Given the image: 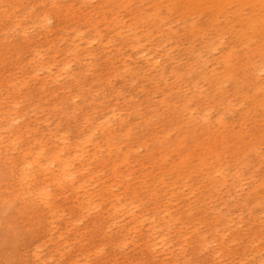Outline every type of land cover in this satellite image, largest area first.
<instances>
[{"label":"rangeland","instance_id":"374dc122","mask_svg":"<svg viewBox=\"0 0 264 264\" xmlns=\"http://www.w3.org/2000/svg\"><path fill=\"white\" fill-rule=\"evenodd\" d=\"M105 1L0 0V264H264V110L224 103L213 82L232 50L238 80L249 68L264 87L262 1L129 0L115 12ZM157 4L158 27L129 32L133 14ZM197 60L203 69L188 71ZM61 109L76 120L99 113L112 131L123 124L118 134L130 124L117 145L128 161L90 133L77 146ZM53 152L62 162L46 174ZM181 161L183 172L171 168Z\"/></svg>","mask_w":264,"mask_h":264},{"label":"bare ground","instance_id":"6f19581e","mask_svg":"<svg viewBox=\"0 0 264 264\" xmlns=\"http://www.w3.org/2000/svg\"><path fill=\"white\" fill-rule=\"evenodd\" d=\"M129 0H111V1H105L106 3H109V7L111 5L115 6V11H117L118 9H121L124 7L125 2H127ZM263 5H264V0H261ZM183 14L185 15L186 12L181 11ZM11 15L13 17H18L17 14L13 11V9H11ZM134 18H133V23L128 26L129 27V32H136L137 30H139L140 28H142L144 25L148 26V27H158L157 24H154V22L156 21H160L162 20V16H161V12L160 9L158 7V4L153 6V10L151 13L149 14H144L143 12L139 11L133 14ZM209 15V19L206 22L207 26L212 28L215 27V15L213 13L208 14ZM10 17V16H8ZM114 16L112 17H105L104 20L106 21V24L108 26L109 29H112L114 31H119L118 27L116 26V20L113 19ZM164 19V16H163ZM44 24V23H43ZM43 24L41 25V27L43 26ZM93 25H97L96 22H92V26ZM260 25L259 21H252L250 23V27L251 28H256ZM246 32L247 29H241L239 32H237V39H245L247 40L246 37ZM120 32L117 33V36H120ZM98 38H101L100 35H98ZM151 36V31L150 28H148L147 30L144 31L143 37L144 38H149ZM134 37V36H133ZM134 39V38H133ZM258 43H260V46L262 47V51H264V39L262 37H260V39L257 40ZM111 43V42H110ZM211 44V43H210ZM214 46L211 44L209 45V51L213 48ZM7 49L9 50V52H13L14 49L13 47H7ZM13 49V50H12ZM3 51V50H1ZM257 52V51H256ZM17 54V53H16ZM9 58V57H8ZM190 59H192V57H190ZM236 60L237 57L235 56L234 51L229 50L228 52L225 53V55H223L220 58V61L226 65L225 70L220 73L219 75L215 76V78L213 79V82H215V87L217 89L220 90V98L222 99V101H224V103L229 104L231 98L233 97H238L240 99H242L243 102L245 103H250L253 105L254 110L256 112V114L258 113V111L260 110H264V87L262 85H259L257 82H255V80L253 79H249L248 75H249V68L246 69L244 75H243V81H239L236 71L238 70L237 66H236ZM8 59L6 57V54H1L0 55V64L4 65L5 62H7ZM157 63V62H156ZM155 62H153L152 64H150L149 66L152 67V69L156 72L160 71L161 69H163V66H155L156 65ZM248 64H252L255 65L256 62L251 63L248 62ZM43 69V68H41ZM203 69V62H201L200 60H197L195 62V64H189L188 65V71L190 72H195V70H202ZM39 70V69H38ZM162 73V72H161ZM78 74H72L71 77L72 78H77ZM161 77L164 78V72L161 74ZM181 76L176 75V79H179ZM208 79V78H206ZM154 80V79H152ZM235 81V86L232 90V92L230 91H225L223 89H221V84L225 81ZM6 81L4 79H2V76L0 75V89L2 87L5 86ZM246 86L249 89H251L252 95L248 96L246 93H244L243 87ZM16 89L17 86H13L12 88H10L8 85L6 86V93L7 96L11 97L16 93ZM105 98V97H103ZM210 97H206V100H209ZM186 100V97H180V101L176 104H170L172 109L177 113L180 109H181V104H184V101ZM204 104H207V102H205ZM128 107L130 108V110H132L134 112L135 106L134 105H128ZM58 109V107L56 108ZM62 114H64V116L71 122V124L73 125V128L77 130L78 132V142H77V146H79L82 143L81 138H83L84 135H86L87 133H90L91 136L90 138L95 137L96 139L99 138L101 139L100 142H106L109 143L111 147H113L110 150V153L112 154V156H116L118 162L124 163L128 161V157L127 154H123L121 152V147H118L117 145L119 144V142L125 138H129L133 127H130V124H127L125 126H128L129 129L127 131V134H121L118 132L124 127L123 124H115V126H117V128H121L120 130H113L112 131V126L108 125V122L104 119V121H100L101 118L105 117L99 116V113L96 114V116H86L84 115V117L82 118V120H80L79 118L76 120V117L72 115V112L68 111L67 109H61L60 110ZM264 118V116H263ZM100 121V122H99ZM103 122V123H102ZM100 127H97L99 126ZM98 132V133H97ZM91 141H87V147L86 148H94V146H97L99 143L95 142V143H90ZM44 148H41L39 152H37V158H41L42 153H43ZM83 151V153L87 152L86 150H81ZM51 158L49 160L48 165L46 166V168L44 169V172L46 174H51V165H57L59 163L62 162V158L60 156V154L58 152H53L52 155H50ZM1 157V154H0ZM79 157H83L82 155L78 156L76 158L77 161H79ZM260 159L262 161H264V156H260ZM41 160V159H40ZM40 160H38L37 162H39ZM201 161V160H200ZM184 162H179L178 164H172L171 168L172 169H178V171L183 172L182 170L184 169L183 166ZM206 165H204L203 167H205ZM30 166L26 167V169H28ZM68 168V165H62L61 169H60V174H59V180L62 177L64 171H66ZM71 176V174H70ZM207 179L209 181V185L212 188H216L218 186V181L215 180L214 176L212 173L207 174ZM73 178L71 177H67V175L64 176L63 180H67V181H71ZM263 188L264 186L261 185ZM81 187V186H80ZM47 194V193H46ZM253 196H255V194L253 193ZM253 199L255 200L256 197H253ZM247 205V203H246Z\"/></svg>","mask_w":264,"mask_h":264}]
</instances>
